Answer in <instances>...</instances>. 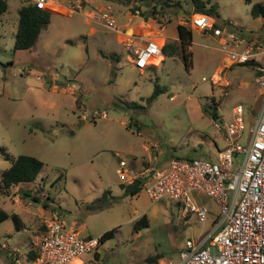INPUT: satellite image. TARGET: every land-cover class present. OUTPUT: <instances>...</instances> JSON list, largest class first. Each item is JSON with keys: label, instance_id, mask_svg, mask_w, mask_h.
<instances>
[{"label": "rangeland", "instance_id": "obj_1", "mask_svg": "<svg viewBox=\"0 0 264 264\" xmlns=\"http://www.w3.org/2000/svg\"><path fill=\"white\" fill-rule=\"evenodd\" d=\"M7 1L8 12L0 16V178L11 166L6 156L13 160L33 156L44 166L35 183L0 191V206L10 215L0 224V246L8 243L0 251V264H15L19 254L14 250L24 254L44 203L49 206L44 217L56 207L67 225L82 230L83 236L100 238L114 231L113 238L99 245L98 256L81 257L83 264H149L154 256L160 257L158 264L175 260L188 239H201L213 229L220 217L218 204L202 195L210 215L200 222L194 215L185 217L174 201L153 203L144 187L131 196L120 185L150 179V169L166 167L171 159L217 161L224 131L219 133L203 110L211 98L228 122L232 109L244 106L245 137L238 141L244 146L262 102L254 68L226 69L221 81L213 84L227 64L226 55L217 37L197 30L189 47L190 70L178 54L142 72L134 66L133 55L122 39L118 42L123 29L145 22L177 35L182 19L196 14L193 0H180V6L175 0L130 5L115 0H59L67 7L51 10L55 15L28 51H15V31L19 10L31 0ZM202 1L207 8L215 7L217 17L211 19L220 28L228 23L248 31L261 28V18H254L251 9L264 0ZM132 6L139 11L134 13ZM105 10L113 15L118 31L92 19ZM156 90L160 93L150 100ZM95 111H106L108 118H94ZM243 159L244 154L236 155L235 166L240 167ZM121 161L126 162L124 179L117 172ZM108 190L109 207L98 212L87 209ZM13 212L27 227L14 238ZM144 217L148 226L135 230Z\"/></svg>", "mask_w": 264, "mask_h": 264}, {"label": "built area", "instance_id": "obj_2", "mask_svg": "<svg viewBox=\"0 0 264 264\" xmlns=\"http://www.w3.org/2000/svg\"><path fill=\"white\" fill-rule=\"evenodd\" d=\"M31 2L41 10L60 5L59 0ZM92 19L117 30L109 11L95 14ZM181 23L218 38L227 64L212 79L213 84L221 81L220 75L226 69L250 64L256 72L255 82L261 90L262 102L244 146L238 144L246 129L244 106L238 104L232 109L231 121H225L220 110L217 119L211 118L217 131H224L225 147L219 151L217 161L171 159L165 168L149 171L153 174L145 179L143 187L153 203L164 199L174 201L185 217L194 215L200 222L210 215L202 195L212 198L219 206L220 217L213 229L201 239H188L179 249L178 257L165 264H264V16L260 30L253 35L232 23L216 28L211 17L204 14L185 16ZM125 48L133 55L138 70L159 65L165 59L163 46L140 34L130 36ZM222 94L228 93L224 90ZM93 117L107 119L108 114L95 111ZM239 154H244V159L236 167L235 158ZM125 166L126 162L121 161L117 171L121 179L127 175ZM22 198V195L18 197ZM43 225L45 233L35 264H75L82 256L96 253L101 244L100 238L82 237L78 229L70 228L55 209L44 217Z\"/></svg>", "mask_w": 264, "mask_h": 264}, {"label": "trees", "instance_id": "obj_3", "mask_svg": "<svg viewBox=\"0 0 264 264\" xmlns=\"http://www.w3.org/2000/svg\"><path fill=\"white\" fill-rule=\"evenodd\" d=\"M121 4H132V2H146L147 0H115ZM247 3H251L252 0H245ZM177 6H180V1H174ZM193 6L196 14H204L209 17H217V10L215 7L207 8L206 4L202 0H193ZM209 3V2H208ZM166 3L165 5H167ZM9 9V4L7 0H0V16L6 14ZM131 10L135 13L139 11V8L132 6ZM251 14L254 18H259L264 16V2L257 3L253 5L251 9ZM52 17V12L50 10H41L38 9L32 2L27 3L19 10V22L17 26V31L15 35V51H28L31 50L37 43L40 38L42 31L49 25ZM215 27L218 26L215 23ZM180 42L178 43H167L163 52L167 57L181 55L184 61V65L187 70H190L193 66L192 53L189 50L190 45L192 44V32L193 30L187 28L183 25H178L177 27ZM245 66L252 67L250 64ZM253 68V67H252ZM160 93L159 90H156L150 100L154 99ZM210 102L203 104V110L206 114L213 119L218 118V103L214 98L209 99ZM208 100V101H209ZM133 106H136L135 104ZM6 160L11 161V166L2 172L0 178V191L8 192L12 187L21 185V184H31L35 183L38 176L41 173V170L44 166L43 162L33 156L22 155L16 158L15 160L10 159L8 156L5 157ZM145 178H136L131 184H121V188L125 191L126 195L136 196L141 193L143 189V184ZM27 196H30L27 192ZM111 191H106L98 200L89 204L87 209L92 212L103 211L110 205ZM35 202L40 203V200L37 197L33 199ZM45 208H48V203L43 204ZM56 210L57 208L54 207ZM10 215L0 206V224L6 221ZM12 219L15 224L16 230L19 229L20 218L12 214ZM148 226V221L145 217L137 221L135 225V230H139L143 227ZM114 237V231H109L104 233L101 237V243H105L109 239ZM33 255L32 260H36L38 256V251L35 256ZM96 256L97 252L95 253ZM160 260L159 256H154L148 259L149 264H158Z\"/></svg>", "mask_w": 264, "mask_h": 264}, {"label": "crops", "instance_id": "obj_4", "mask_svg": "<svg viewBox=\"0 0 264 264\" xmlns=\"http://www.w3.org/2000/svg\"><path fill=\"white\" fill-rule=\"evenodd\" d=\"M260 3V2H259ZM60 6H62L61 5V3H60V5H59V7ZM63 8H66L67 6H62ZM52 10V9H51ZM50 10V11H51ZM193 10V9H192ZM106 11V10H105ZM52 12V11H51ZM18 14H19V12H18ZM192 14H194V13H192ZM191 14V15H192ZM52 15H55V13H53L52 12ZM261 18V21H262V17H260ZM92 20V19H91ZM19 22V21H18ZM98 22V21H97ZM100 23V22H99ZM102 24V23H101ZM18 26V25H17ZM177 27H178V25H177ZM243 30V29H242ZM16 31H17V29H16ZM16 31H15V35H16ZM114 31H118V28H117V30H114ZM244 31V33H246V34H250V33H252V35L255 33V31H253V30H243ZM246 31V32H245ZM167 31H166V29H165V26H163V27H160V28H158V27H156L155 25H152L151 23H148V24H145V22H141L138 26H136V27H134V26H129V25H127L126 26V28L125 29H123V32L122 33H120L119 35H118V42H119V40L120 39H122V41L123 42H121V43H123L124 44V46H125V41L130 37V36H132L133 34H140V35H142L143 37H146V38H149V39H152V40H155V41H157L161 46H163V48H164V46L167 44V43H178V42H180V39H179V34H178V30H177V35H169V34H167L166 33ZM91 33L92 34H94L95 33V29L94 28H92L91 29ZM126 49V48H125ZM127 51V50H126ZM164 53V52H163ZM116 55V54H115ZM165 58H166V56H165ZM133 58H131V62L133 63ZM165 60V59H164ZM160 65V64H159ZM159 65H153V66H150V67H158ZM252 68V67H251ZM253 69V68H252ZM141 72L143 71V70H140ZM255 75H256V72H255ZM210 120H211V118H210ZM220 133V132H219ZM221 139L223 140V142H224V134L222 135L221 134ZM213 144L218 148V145H217V143L216 142H213ZM224 147H225V142H224ZM223 147V148H224ZM222 148V149H223ZM218 150H220V149H218ZM163 168H165V167H163ZM163 168H160L159 170H161V169H163ZM151 170V169H150ZM149 170V171H150ZM21 185H23V184H21ZM23 197V196H22ZM23 199V198H22ZM18 201L19 202H21L22 200L21 199H18ZM17 202V201H16ZM12 204H15V203H13V202H11ZM18 203V202H17ZM20 206V205H19ZM2 208V207H1ZM46 208L45 207H42V211H43V213L41 214V216L39 217V221H38V224H37V227H36V229H34V230H32L31 231V237H30V244H28V248L25 250V252H24V254L22 255V252H20V250L18 249V250H14V254L16 253V254H19V255H17L16 256V258H15V260L17 259V261L18 262H20V261H22V262H24L25 264H35L34 262H35V260H32V258H33V255H31V251L34 253V256H35V254H36V252L39 250V244H40V242H41V240H42V237H43V235H44V233H45V227H44V225H43V217H44V215L45 214H47L48 212L45 210ZM9 214V213H8ZM12 214H15V215H17L19 218H20V222H19V229L20 230H16V228H15V231H16V235L14 234V236H12L11 235V237H18L19 236V234H21L23 231H26L27 230V227H26V223L24 222V220H23V218L21 217V215L19 214V213H16V212H13ZM15 225V224H14ZM79 232H80V234L82 233V230H78ZM82 237H90V235H86V236H83V235H81ZM10 241L12 240V238L11 239H9ZM6 245H8V243L6 242ZM6 245L4 244V245H2V246H0V251L1 250H4V248L6 247ZM13 258V259H14ZM77 262H81L82 264H83V261L82 260H80V261H77ZM15 264H19V263H15Z\"/></svg>", "mask_w": 264, "mask_h": 264}, {"label": "bare ground", "instance_id": "obj_5", "mask_svg": "<svg viewBox=\"0 0 264 264\" xmlns=\"http://www.w3.org/2000/svg\"><path fill=\"white\" fill-rule=\"evenodd\" d=\"M60 7H62V6H60ZM159 43H160V42H159ZM160 44H161V43H160ZM76 263H77V262H76ZM76 263H75V264H76ZM80 263H81V262H80Z\"/></svg>", "mask_w": 264, "mask_h": 264}]
</instances>
